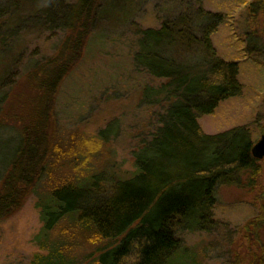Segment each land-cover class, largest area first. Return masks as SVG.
Here are the masks:
<instances>
[{
  "label": "trees",
  "instance_id": "trees-1",
  "mask_svg": "<svg viewBox=\"0 0 264 264\" xmlns=\"http://www.w3.org/2000/svg\"><path fill=\"white\" fill-rule=\"evenodd\" d=\"M143 3L0 0V127L2 113L11 111L3 106L21 75L29 38L66 31L56 53L27 66L25 78L35 94L32 110L21 117V147L1 180L0 221L18 212L46 177L54 178V168L63 167L56 96L96 26L110 14L128 23ZM173 9L166 18L158 15L160 8L155 12L157 26L134 27L135 66L157 82L147 85L144 103L164 109L157 131L133 152L132 168L122 174L99 158L104 131L95 146L77 145L71 155L76 161L66 163L77 175L54 186L44 216L50 229L64 225L62 239L47 256L37 253L34 264L42 258L46 264H205L212 241L188 245L183 233H216L223 226L215 212L220 185L251 191L260 185L264 158L252 153V129L240 125L209 134L199 121L244 93L242 62L222 57L214 41L229 13L206 9L204 0H173ZM247 10L252 20L264 15V0L249 1ZM247 229L254 245L244 256L230 252V264H264V212Z\"/></svg>",
  "mask_w": 264,
  "mask_h": 264
},
{
  "label": "rangeland",
  "instance_id": "rangeland-1",
  "mask_svg": "<svg viewBox=\"0 0 264 264\" xmlns=\"http://www.w3.org/2000/svg\"><path fill=\"white\" fill-rule=\"evenodd\" d=\"M144 1L134 10L128 23L119 21L114 14L106 15L96 26L79 63L61 85L55 113L63 141L61 146L65 149V154L60 156L63 167L54 168V178L46 177L18 212L0 221V264H34L37 253L46 255L62 239L60 230L64 225L50 229L44 216L49 211L47 204L54 194V186L77 175L66 163L76 161L71 155L76 154L78 144L93 147L100 132L104 131L100 136L105 140L99 158L122 174L132 168L133 152L157 131L164 109L144 103L147 85L157 82L135 66L138 41L134 27L135 24L157 26L159 8L158 15L165 18L175 10L173 0H168L164 11L165 0ZM249 1L252 0H204L206 9L229 13L228 24L222 26L214 41L222 57L242 62L241 80L245 89L242 95L223 101L214 113L202 116L199 121L209 134L247 125L256 143L264 135V15L252 20L247 10ZM65 32L57 29L52 32L55 33L53 37L50 32L38 39L26 37L30 46L19 70L21 75L3 106V111L10 108L12 112L2 113L6 115L5 125L0 127V185L21 147L22 114L32 110L35 88L25 78L31 70L27 66L33 68V59L56 53ZM262 164L260 185L252 191L248 187L225 184L217 188L215 212L223 226L216 233H183L188 245L204 239L212 241L205 264H230V252L244 256L254 245L250 239L253 233L248 232L247 225L264 212V160ZM108 175L104 173V177ZM261 237H264V229ZM46 263L47 259L42 258L40 264Z\"/></svg>",
  "mask_w": 264,
  "mask_h": 264
},
{
  "label": "water",
  "instance_id": "water-1",
  "mask_svg": "<svg viewBox=\"0 0 264 264\" xmlns=\"http://www.w3.org/2000/svg\"><path fill=\"white\" fill-rule=\"evenodd\" d=\"M252 153L256 158H264V135H262L261 139L254 144Z\"/></svg>",
  "mask_w": 264,
  "mask_h": 264
}]
</instances>
